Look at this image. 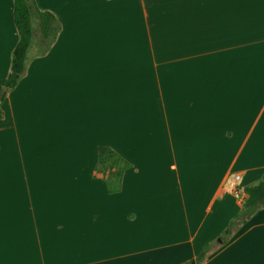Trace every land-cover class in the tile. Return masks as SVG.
<instances>
[{
	"label": "crops",
	"instance_id": "1",
	"mask_svg": "<svg viewBox=\"0 0 264 264\" xmlns=\"http://www.w3.org/2000/svg\"><path fill=\"white\" fill-rule=\"evenodd\" d=\"M26 1L0 264L195 262L264 176V0ZM16 43L0 0V80ZM204 255L264 264V206Z\"/></svg>",
	"mask_w": 264,
	"mask_h": 264
},
{
	"label": "trees",
	"instance_id": "2",
	"mask_svg": "<svg viewBox=\"0 0 264 264\" xmlns=\"http://www.w3.org/2000/svg\"><path fill=\"white\" fill-rule=\"evenodd\" d=\"M13 23L17 32V43L10 56L9 73L5 79L0 80V92L3 87L13 89L24 70L25 58L32 38L31 13L26 0H12ZM5 97H0V105ZM2 112L0 108V119ZM263 180L244 188L246 196L242 211L235 216L236 221L240 217L248 219L259 207L264 206V177ZM230 234L227 228L217 240L203 246L202 252L197 255L195 262L189 264H200L204 260V253L215 245H224L225 239Z\"/></svg>",
	"mask_w": 264,
	"mask_h": 264
},
{
	"label": "rangeland",
	"instance_id": "3",
	"mask_svg": "<svg viewBox=\"0 0 264 264\" xmlns=\"http://www.w3.org/2000/svg\"><path fill=\"white\" fill-rule=\"evenodd\" d=\"M30 56L31 57L33 56V52H32V54L30 53ZM109 151L110 150L107 149V152H109ZM116 168H117V166H116ZM120 168L122 169L121 172H123L126 169V163H125V161H121ZM262 180L263 179L261 178L259 181H257V183L260 182V181H262ZM246 220L247 219L242 216V217L238 218L236 221H234L233 224L230 226V236L233 235V234H236L241 229V227L245 224ZM230 236L228 235L225 239L226 240L229 239Z\"/></svg>",
	"mask_w": 264,
	"mask_h": 264
},
{
	"label": "water",
	"instance_id": "4",
	"mask_svg": "<svg viewBox=\"0 0 264 264\" xmlns=\"http://www.w3.org/2000/svg\"><path fill=\"white\" fill-rule=\"evenodd\" d=\"M6 88L5 87H3L2 89H1V92H0V97H2L3 96V94L6 92Z\"/></svg>",
	"mask_w": 264,
	"mask_h": 264
},
{
	"label": "built area",
	"instance_id": "5",
	"mask_svg": "<svg viewBox=\"0 0 264 264\" xmlns=\"http://www.w3.org/2000/svg\"><path fill=\"white\" fill-rule=\"evenodd\" d=\"M234 180L237 181L238 180V177L236 176Z\"/></svg>",
	"mask_w": 264,
	"mask_h": 264
}]
</instances>
